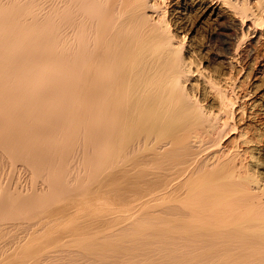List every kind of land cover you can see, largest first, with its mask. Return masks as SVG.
I'll list each match as a JSON object with an SVG mask.
<instances>
[{
  "label": "bare ground",
  "instance_id": "1",
  "mask_svg": "<svg viewBox=\"0 0 264 264\" xmlns=\"http://www.w3.org/2000/svg\"><path fill=\"white\" fill-rule=\"evenodd\" d=\"M263 85L264 0H0V264H264Z\"/></svg>",
  "mask_w": 264,
  "mask_h": 264
},
{
  "label": "rangeland",
  "instance_id": "2",
  "mask_svg": "<svg viewBox=\"0 0 264 264\" xmlns=\"http://www.w3.org/2000/svg\"><path fill=\"white\" fill-rule=\"evenodd\" d=\"M201 25H203V22H200L199 20H196L194 22V28L197 29L198 33L203 30V28H202L203 26H201ZM263 87H264V85H263ZM7 170H8L7 167L2 166V168L0 169V175H3V174L6 175L7 172H5V171H7Z\"/></svg>",
  "mask_w": 264,
  "mask_h": 264
}]
</instances>
